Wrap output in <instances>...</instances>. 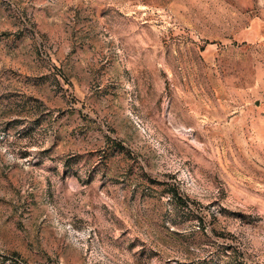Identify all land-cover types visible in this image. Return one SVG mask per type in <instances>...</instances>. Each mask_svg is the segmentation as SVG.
I'll use <instances>...</instances> for the list:
<instances>
[{
  "label": "rangeland",
  "instance_id": "rangeland-1",
  "mask_svg": "<svg viewBox=\"0 0 264 264\" xmlns=\"http://www.w3.org/2000/svg\"><path fill=\"white\" fill-rule=\"evenodd\" d=\"M0 264H264V0H0Z\"/></svg>",
  "mask_w": 264,
  "mask_h": 264
}]
</instances>
